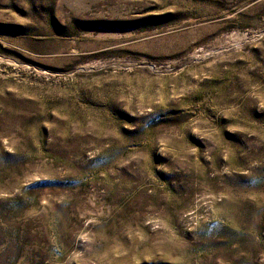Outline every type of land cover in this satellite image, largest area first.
Instances as JSON below:
<instances>
[{
  "label": "rangeland",
  "instance_id": "obj_1",
  "mask_svg": "<svg viewBox=\"0 0 264 264\" xmlns=\"http://www.w3.org/2000/svg\"><path fill=\"white\" fill-rule=\"evenodd\" d=\"M0 264H264V0H0Z\"/></svg>",
  "mask_w": 264,
  "mask_h": 264
}]
</instances>
